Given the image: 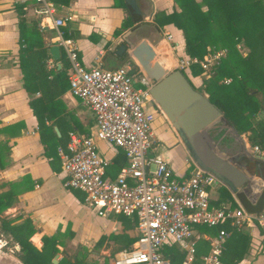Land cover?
I'll return each instance as SVG.
<instances>
[{"label": "built area", "instance_id": "obj_1", "mask_svg": "<svg viewBox=\"0 0 264 264\" xmlns=\"http://www.w3.org/2000/svg\"><path fill=\"white\" fill-rule=\"evenodd\" d=\"M15 1L30 8L38 18L40 30H51L52 43L68 63V89L93 116L91 133L70 130L65 144L55 147L64 185L79 190L83 202L99 215L121 213L135 217L134 241L117 249L111 264H170L163 255L167 244L183 250V264H189L194 258L196 239L202 233L197 226L227 223L229 229L204 235L208 248L200 255V264H222L218 256L230 229L259 221L264 205L257 214L248 212L232 192L234 206L228 201L215 204L218 187L225 185L188 154L183 173L173 169L158 151L161 143L152 127L154 112H160L149 93L153 81L136 60L126 59L117 67L100 63L84 66L73 38L63 31L72 11H58L53 0ZM162 34L175 49L171 64L180 70L198 64L206 76L227 51L225 46L210 47L201 58L189 56L181 52L179 41L168 30ZM236 47L240 51V42H236ZM55 64L60 65L59 59L48 55L46 67L54 68ZM100 140L112 143L125 158L114 176L107 172L109 159L99 152ZM244 150L253 158L264 159V146L246 144ZM256 188L259 191L258 185Z\"/></svg>", "mask_w": 264, "mask_h": 264}, {"label": "crops", "instance_id": "obj_2", "mask_svg": "<svg viewBox=\"0 0 264 264\" xmlns=\"http://www.w3.org/2000/svg\"><path fill=\"white\" fill-rule=\"evenodd\" d=\"M139 1L142 11H151V16L144 19L149 21L152 20L156 10L169 11L173 4L172 0ZM15 2V0H0V193L8 191L9 200L8 205L0 210V217L9 220L10 225L28 218L34 228L28 239L36 247L41 245L42 235L57 234L61 241L57 244V261L65 255L71 261L78 259L74 264H97L88 261L93 251L84 255L76 251V246L81 243L86 245L89 251L99 235L113 231L111 229L114 226L112 223L114 219L108 216L112 213L97 214L83 202L79 190L64 185V175L60 169L58 156L52 159L48 157L44 143L39 137L40 129L51 126L55 137L52 131H45L42 134L43 139H56L57 146L60 144L58 137H62L65 144L67 132L70 130L83 134L91 133L94 130L93 116L68 88L55 99V110L58 113L54 117L48 118L44 114L32 113L27 103L29 95L22 87L21 72L16 63L18 17L14 8ZM53 2L62 12L72 11V18L67 21L71 27V34L67 35L73 38L78 59L84 66L100 63L106 67H117L123 64V53L119 55L115 48L122 42L121 33L127 28L118 34L113 33L128 14L125 5L124 7L121 5L123 0H68L67 3H56L53 0ZM24 17L28 27H31V23L36 19L38 21L29 7L25 8ZM176 32H172L171 35L180 41ZM39 35L43 45L53 44L51 30L39 29ZM240 46L244 47L242 44ZM162 51L165 56L163 61L167 65L165 48H162ZM170 62H172L171 58ZM59 66L55 64L56 68ZM192 77L194 79L197 76ZM35 95L37 93L33 94ZM157 117L153 115V130ZM257 117H264V112H257L255 118ZM162 120L160 115L159 123L162 126L157 134L162 135L160 139L164 144L158 151L167 158L174 169L179 167L178 152L183 150L185 156L181 161L183 168L180 172L183 173L187 151L176 133L167 129V125ZM238 135L244 146L250 145L244 133ZM97 145L99 152L109 159L108 174L114 176L117 170L113 166V158L120 149L105 140L98 141ZM256 187L254 183H249L244 191L249 189L255 194ZM77 192L81 194V199ZM252 224H255L257 229L255 230L252 225L249 227V249L236 264H264V213L259 221H254ZM131 230L135 232L134 227ZM69 231L71 234H68ZM109 244H104V252L109 246H113L110 247L111 251L116 245V243ZM97 248L93 249L94 254H97L95 252ZM18 251L17 242L0 221V264H20Z\"/></svg>", "mask_w": 264, "mask_h": 264}, {"label": "trees", "instance_id": "obj_3", "mask_svg": "<svg viewBox=\"0 0 264 264\" xmlns=\"http://www.w3.org/2000/svg\"><path fill=\"white\" fill-rule=\"evenodd\" d=\"M56 3H67L68 0H54ZM173 5L169 11L156 10L152 15V21L157 26L171 23L181 31L182 39L179 44L181 52L189 56L201 58L210 47L225 46L227 51L224 57L210 69L209 73L200 79L202 92L222 113L237 133H244L249 144L264 146V118L254 119L255 113L264 112V0H172ZM121 5L124 7L123 2ZM17 13V66L21 72V84L29 95L27 100L33 114H44L51 118L58 112L55 110L56 97L68 88L67 71L68 63L60 52V66L54 69L47 68L45 61L49 55L48 46L43 45L39 35L37 19L28 27L25 21V4L14 3ZM218 12H224L226 19L217 18ZM132 21L128 14L122 20L119 27L113 33L118 34L125 28L131 27ZM66 34H71L69 23L63 26ZM236 42H240L247 52L241 54ZM123 55V54H122ZM189 83L192 76H198L202 69L198 64H191L187 70H181ZM191 77V78H190ZM230 80L224 82L223 79ZM34 93L37 95L33 96ZM52 131L51 126L39 131L40 140L44 143L46 155L57 158L55 152L56 139H43V132ZM52 135L55 137L54 131ZM57 138V137H56ZM45 140V141H44ZM60 144H64L63 138L58 137ZM241 156V155H240ZM125 163L122 152L113 158V166L117 170ZM246 168L251 174L264 178V159L251 156L245 158ZM108 170V169H107ZM8 191L0 193V210L9 203ZM244 206L252 211H261L264 198L258 195L253 200L238 195ZM7 198V199H6ZM228 201L231 206L235 202L229 189L223 185L218 187L215 204ZM122 231L120 234L109 233L106 237L111 238L117 245L110 251V256L122 247L129 246L135 239L136 233L128 234L127 229H132L135 217L115 213ZM1 225L6 227L12 238L19 246L18 259L20 264H52L50 259L58 252L57 244L60 239L57 234L42 235L41 245L34 246L28 239L34 228L28 218L20 223L9 224V220L0 217ZM257 224V223H256ZM257 226H259L257 224ZM202 232L195 242L193 262L200 264V255L208 248L206 235L215 234L220 228L229 229L227 223L216 225H199ZM68 234H71L69 231ZM100 235L96 243L102 239ZM250 234L240 228H231L222 242L219 260L222 264H236L248 251ZM163 255L168 258L170 264H181L184 251L174 244L163 247ZM74 261V260H73ZM69 257L62 255L55 264H74Z\"/></svg>", "mask_w": 264, "mask_h": 264}, {"label": "water", "instance_id": "obj_4", "mask_svg": "<svg viewBox=\"0 0 264 264\" xmlns=\"http://www.w3.org/2000/svg\"><path fill=\"white\" fill-rule=\"evenodd\" d=\"M123 2L134 24L121 33L122 42L119 43L116 53L120 55L124 52L127 59L136 60L146 76L153 81L149 93L185 147L188 156L198 166L218 177L246 211L257 214L258 211L247 209L238 196L241 194L249 198L244 189L256 176L246 168L247 156L238 133L206 94L189 83L180 69H168L146 38L142 37L135 42L128 37L139 22L151 16V11H142L139 0ZM47 50L53 60L59 59V48L56 44L49 45ZM231 139L236 141L232 151L227 148V142ZM258 196L264 198V180ZM50 262H57L56 253Z\"/></svg>", "mask_w": 264, "mask_h": 264}, {"label": "rangeland", "instance_id": "obj_5", "mask_svg": "<svg viewBox=\"0 0 264 264\" xmlns=\"http://www.w3.org/2000/svg\"><path fill=\"white\" fill-rule=\"evenodd\" d=\"M173 5V4H172ZM57 9H58V11H60V9L57 7ZM60 12H62V11H60ZM217 18L218 19H220V20H224V19H226V16H225V13L224 12H218V14H217ZM152 20H143V21H141V22H139L138 23V25L137 26H135L132 30H131V32H130V34L128 35V37L129 38H131V39H133V41H138L140 38H142V37H144V38H146V40L149 42V44L154 48V50H155V53H156V55L158 56V57H160L161 59H163L165 56H164V54H163V51H162V48H164V46H165V44L164 43H166V45L168 46V52H169V60H170V58L171 57H174L175 56V49H172L171 48V42L168 40V39H166V37H165V35L164 34H162V31H165V30H168L170 33H172V32H176L177 34H179V39H182V34H181V31L178 29V30H175L174 28H176L175 26H173L171 23H168V24H170L171 26H167L168 24H164L163 26H157L153 21L151 22ZM128 29V28H127ZM177 29V28H176ZM176 36V35H175ZM174 36V37H175ZM176 38V37H175ZM178 38V37H177ZM239 51V50H238ZM241 54H242V52L243 53H246L247 52V49L245 48V47H243V48H241V46H240V51H239ZM244 55V54H243ZM126 56H127V54L126 53H124L123 52V61H126ZM122 61V62H123ZM172 63V62H171ZM167 67H168V69H171V68H173L174 66L171 64V65H168V63H167ZM203 77H205V75L204 74H202V73H200L197 77H195L194 79H193V77L191 78V82H193L195 85V87H197L198 89L199 88H202V85L200 84V79H202ZM201 90V89H200ZM263 96H259V98H260V100H261V102L263 103L264 102V98H262ZM157 115H158V117L155 119V122H154V124H155V129L153 130L154 131V133L155 134H157L158 133V129L159 130H161L160 128H161V124L159 123V118H160V115H162L161 114V112H157L156 113ZM256 114L257 113H255V115H254V119H257V118H259V117H257V118H255V116H256ZM264 118V117H263ZM162 121H163V123L164 124H166L167 125V129H169L170 131H172L173 133H175L174 132V130L172 129V127L170 126V124L167 122V120L165 119V117L162 115ZM153 127V126H152ZM157 136L160 138V137H162V135H158L157 134ZM164 143H163V141H162V143H161V145L158 147V149H159V151L161 150V146L163 145ZM244 152L246 153V151L244 150ZM244 152H242V153H244ZM179 154H178V162H179V167L178 168H174L175 169V171L177 172V173H180L181 171H182V168H183V164H182V158L185 156V154H184V151L183 150H180L179 152H178ZM241 153V154H242ZM240 154V153H239ZM246 156L248 157L249 155L248 154H246ZM170 165H171V163H170ZM256 177L257 178H259V179H256ZM255 178H253L254 180H251L249 183L250 184H252V183H254V185H258L259 187H260V189H261V187H262V183H263V180H264V178H260L259 176H256ZM259 189V190H260ZM258 192L259 191H256L255 190V194L256 195H258ZM245 193L247 194V196L248 197H250V199L252 200V199H254V195L255 194H252V192H250V190L248 189V190H245ZM77 194H79L78 196H80L81 194L80 193H78L77 192ZM250 194V195H249ZM75 197L78 199V197L75 195ZM253 197V198H252ZM80 199H81V196H80ZM108 216H110V217H112V219H114L113 218V216H112V214H110V215H108ZM117 219H114L113 221L114 222H112V223H114V226H112V229L111 230H113V231H110V232H108V233H106V234H101V235H103V237H102V239L100 240V241H98L97 243H96V241H95V243L93 244V245H91V248H90V250L89 251H87V246L86 245H83V244H81V243H79V245H77L76 246V251H79L80 253H83L84 255L85 254H87L88 252H90V251H93L89 256H90V258H89V260L88 261H94L95 263H97V264H111V258H112V256H110L109 254H110V247H113L112 245L111 246H109V248H107L106 249V251L104 252L103 250L105 249L104 248V244L105 243H107V245H110L109 243H113V244H115L116 242L115 241H113L111 238H108V237H106V235L107 234H109V233H116V234H120L121 233V231L123 230L122 229V226H121V224H120V222H118V220L116 221ZM253 226V228L256 230L257 229V226H255V224H252V223H247V224H245V225H243L242 227H241V230H243V231H248L249 230V227L250 226ZM126 233H128V234H132L133 232H132V230L131 229H129V230H127L126 231ZM66 234V233H65ZM100 236V235H99ZM98 236V237H99ZM98 237H97V239H98ZM96 239V240H97ZM110 240H112V242L110 241ZM61 242V241H60ZM60 242H59V244H60ZM66 244V243H65ZM117 245V244H116ZM95 247V248H94ZM96 247H98L97 248V250L95 251V252H97V254H94V250L93 249H96ZM69 247H66V249H68ZM109 253V254H108ZM57 254V253H56ZM69 256V255H68ZM95 259V260H94ZM183 261H184V258H183ZM53 264V263H52ZM181 264H183V263H181ZM185 264H187V263H185ZM189 264H196V263H194L193 261L191 262V263H189Z\"/></svg>", "mask_w": 264, "mask_h": 264}, {"label": "flooded vegetation", "instance_id": "obj_6", "mask_svg": "<svg viewBox=\"0 0 264 264\" xmlns=\"http://www.w3.org/2000/svg\"><path fill=\"white\" fill-rule=\"evenodd\" d=\"M119 45V44H118ZM118 45H117V47H118ZM117 47L115 48V50L117 49ZM156 111L154 112V114H155V117H157V115H156ZM153 121V120H152ZM157 135V134H156ZM158 137V136H157ZM159 138V137H158ZM159 141H160V143H162V140L159 138ZM235 143H236V141H235V139H231L229 142H227V148L229 149V150H234L235 149Z\"/></svg>", "mask_w": 264, "mask_h": 264}, {"label": "bare ground", "instance_id": "obj_7", "mask_svg": "<svg viewBox=\"0 0 264 264\" xmlns=\"http://www.w3.org/2000/svg\"><path fill=\"white\" fill-rule=\"evenodd\" d=\"M165 45H166V43H165ZM164 48H165V54H166V60H167V63H168V65H171V62H170V60L168 59L170 56H169V52H168V46L166 45V47L164 46Z\"/></svg>", "mask_w": 264, "mask_h": 264}]
</instances>
